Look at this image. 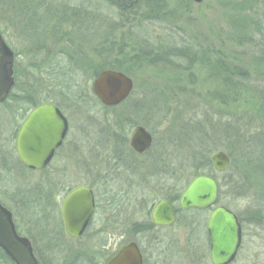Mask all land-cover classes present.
I'll return each mask as SVG.
<instances>
[{"label": "rangeland", "instance_id": "obj_1", "mask_svg": "<svg viewBox=\"0 0 264 264\" xmlns=\"http://www.w3.org/2000/svg\"><path fill=\"white\" fill-rule=\"evenodd\" d=\"M25 1H21L25 3L20 15L23 25L15 17H0V34L15 56L13 69L19 72L12 100L0 106V203L12 213L17 229L25 237L33 239L35 235H39L41 225L46 227L48 222L38 218L51 211L48 208L53 201L54 188L50 187L51 182L60 179L57 178V173L64 175L62 170L65 169L63 164L53 176L51 166L41 172L25 168L16 156L14 136L11 137L16 130L13 122L18 123V106L27 102L22 90L32 85L38 90L49 91L51 97V88L47 86L55 83L39 74H44V67L50 64V52L56 53L54 61L62 69L65 58L69 61L73 56V60L82 59V62H90L93 67L103 62L107 67L104 70H110L119 60L118 49L123 44H128L122 51V58L125 57L128 63L121 59L120 63L128 67L131 66L129 56L137 54L139 57V63L127 74L134 80L130 100L144 107L149 106V109L153 108L146 113L143 112L145 108H141L136 115V122L143 119L141 122L147 125L153 135L156 150L165 149L169 145L167 142L173 144L168 146L172 149L168 151L171 153L170 163L181 164L183 167L189 165L192 169L201 168V174L206 173L205 165L198 167L199 163H184L187 159L183 141L181 143L177 140L179 124L189 122L192 114L190 109L199 107L200 101L207 104L210 99L204 96L208 93L213 95L218 89L214 80L209 82L207 76L212 71L201 62V57L213 62L217 60L216 57L220 59L219 57L225 56L227 59L223 61L229 66L232 63L235 67L250 70L251 78L245 82L240 80L238 84L236 98H241L240 101H247L246 98L251 96L254 89H264V0H201L200 3L193 0H159L156 8L160 13L154 20L143 19L145 12H149L146 5L150 0H135L130 5H127L129 0H124L123 4L128 7V12L124 11L122 14L113 5V0H43L45 6L49 5L50 9L52 6L53 14L50 21L40 23L41 27L35 33V29L30 28L25 21H29V14L33 18L37 16L41 5L39 0ZM27 8L37 11L25 14ZM135 11L138 12L137 15L134 14ZM35 24L32 21L31 25ZM113 44L116 46H112ZM132 48H135L136 53L132 52ZM176 51L186 52L189 59L175 57L173 54ZM58 52H64L65 55H59ZM194 53L196 56L193 57ZM39 66L43 68L40 72L32 68ZM88 77L85 74L76 79L82 85L81 92L87 95L85 102L88 106V113L83 118L86 120V135H83L81 145L84 143L83 148L88 149V154H95L96 147L102 149L100 152L106 151L104 154H108L115 142L112 135L114 112L104 109L93 99L92 79ZM177 80L181 81L178 89H185L179 94H176L178 89L172 84ZM190 80H195V84L185 88L184 85H189ZM60 91L57 88L54 92L58 100ZM211 101L216 109L215 100ZM243 104L239 106L242 114L238 112L240 116L235 115V118L243 127V145L248 154L250 152L253 155L248 147H262L264 143L263 140L257 141V137L264 138V115L256 114ZM65 114L71 121V137L79 144L82 136L78 131L82 126L81 112L71 109ZM146 116L149 119H144ZM161 118L162 124L159 123ZM220 122L223 123H215V127L219 124L221 128L222 124L226 125L223 118ZM215 140L217 149L211 156L218 151L226 153L223 149L227 146L225 141L222 138ZM242 148L244 149L243 146ZM240 152L239 148L236 153L233 152L230 162L231 158L237 161ZM81 155H76V151L72 152L73 173L81 165ZM97 157L93 155V161L97 165L104 158L109 160L108 156H101L98 160ZM250 157L256 159L254 168L260 171L264 159L255 154ZM104 162L106 165L111 164L110 161ZM229 166L230 163L227 172L218 173L216 178L228 184L219 203L237 215L242 226L241 246L232 264H264V211L259 210L260 207L264 208V195L257 181L259 178L251 173L249 177L241 176L238 167L229 169ZM193 172L194 170L190 171ZM193 177V174L188 176V180ZM182 184L184 187L185 180ZM118 187L121 189L122 184L114 185L115 190ZM262 195V200H259ZM56 200L59 203V197ZM35 222L39 224L38 227ZM53 225L52 221L51 226ZM46 231L48 232L47 229ZM0 264L5 263L1 261Z\"/></svg>", "mask_w": 264, "mask_h": 264}, {"label": "flooded vegetation", "instance_id": "obj_2", "mask_svg": "<svg viewBox=\"0 0 264 264\" xmlns=\"http://www.w3.org/2000/svg\"><path fill=\"white\" fill-rule=\"evenodd\" d=\"M55 54V52L49 53V71L68 76L63 81L59 93L60 100L55 97V91L51 88V99L41 102L36 106L38 107L43 104L53 106L64 121L61 141L52 151L51 158L45 168L36 170V172H41L51 166V170H54L52 173L54 176L55 171L60 169L59 167L63 164L65 165V169L62 170L64 171V175L57 173V178L60 179L51 182L50 187L54 188L52 191L53 201L51 206L48 207L51 208V211L47 214L45 212V216L38 218L44 219L48 223L46 227L42 225L39 227V235H35L33 239L25 237L17 229L12 213L0 203L10 213L17 236L25 240L36 263L111 264L124 249L135 247L140 257V264H212L210 255L211 243L207 222L211 212L216 207L224 206L218 200V203L207 209L191 208L185 210L181 208L179 203L181 194L194 177L188 180L183 187V179L185 176L188 178V174L185 175L183 165L170 163L169 157L171 153L168 151L172 149L168 146L160 151H154V153L161 152V156L157 161L159 162L158 164H152V154L150 155L149 153L154 145L153 135L148 130L147 125L141 122L143 119L139 120V123L136 122L138 119L136 115L140 113V109L145 108L143 112L146 113L150 111V107L141 106L139 105L140 103L130 100L134 88V80L131 79V76L129 77V75L124 73L132 81L130 95L116 106L105 107L92 92L93 81L104 70L100 71L92 79L91 93L93 99L104 109L113 110L114 112L112 124L114 130L113 136L117 137V140L113 144V149L108 154H104L106 151L100 152L102 149L96 147L97 150H94L95 154L93 155L99 157H97V160L101 156H108L107 158L109 159L105 160L104 158L97 165L93 161V155L88 154L87 148H83L84 143L81 145L83 135H86V127L84 125V123L86 124V120L83 118H85L84 114L88 113V106H86L85 102L87 95L81 92L82 85L76 79L80 75L87 74L86 68L83 67L85 62H82V59L78 61V58L73 60L75 59L73 56L69 61L65 58L64 68L62 69L54 61L56 60L54 58ZM58 54L65 55L64 52H58ZM110 70L118 71L116 69ZM12 71L15 86L13 66ZM71 75L73 76L71 77ZM34 108L30 109L28 113ZM71 109L81 112L82 126H80L78 131L82 136L79 138V144H76L74 137H71V121L65 114L69 113ZM27 114L21 119L17 118L18 123L15 128L14 142L17 131ZM146 117L141 118L149 119L148 116ZM138 127L144 128L152 138L150 148L141 154L136 153L129 146L131 134ZM121 136L126 137L125 143L119 142ZM73 151H76V155H83L81 165L75 168V173L72 172L71 155ZM84 156L86 157L84 158ZM104 161H110L111 164L106 165ZM210 164L214 170L211 159ZM214 172L216 173L215 170ZM199 175L212 177L207 172ZM115 184H122L121 189L118 187V191L115 190ZM79 188H85L90 192L93 209L90 216L86 219L83 228L74 237L69 236L66 232L61 210L64 199L71 192ZM58 197L59 203L56 200ZM162 201L167 202L173 212L174 221L170 224H156L152 219L154 207ZM44 208L46 209L47 207ZM224 208L228 209L227 207ZM84 216V212H80L77 214V219L81 220ZM235 216L241 227L242 242L241 222L239 217ZM51 220L54 223L53 226H51ZM75 223L77 224L79 221ZM71 242L75 244H70ZM6 257L8 258L7 255ZM234 260L229 264H232ZM4 263L14 264L9 258L8 260L5 259ZM117 264L129 263L123 261Z\"/></svg>", "mask_w": 264, "mask_h": 264}, {"label": "water", "instance_id": "obj_3", "mask_svg": "<svg viewBox=\"0 0 264 264\" xmlns=\"http://www.w3.org/2000/svg\"><path fill=\"white\" fill-rule=\"evenodd\" d=\"M200 3L201 0H193ZM14 56L5 45L0 35V104L8 97L14 87ZM132 81L125 74L113 71H102L93 81L92 92L105 107H113L130 95ZM64 121L56 109L43 104L31 110L15 137V151L19 162L28 169L42 170L51 158L52 151L61 141ZM151 135L142 127L136 128L130 137L129 146L138 154L144 153L151 146ZM216 172H225L230 159L222 151L211 157ZM219 187L215 179L205 175L194 177L180 197L182 209H207L217 203ZM92 198L85 188L71 192L63 201L62 215L65 229L69 236H77L86 219L92 212ZM84 212L81 220L77 214ZM156 224H170L174 221L173 212L167 202H159L152 212ZM79 223H75L78 222ZM264 224V220H263ZM207 229L211 243L212 264H229L237 254L241 242V227L234 213L224 207H216L210 214ZM0 249L14 264H37L25 242L17 236L10 213L0 205ZM127 261L129 264H140L137 249L128 247L111 264Z\"/></svg>", "mask_w": 264, "mask_h": 264}, {"label": "trees", "instance_id": "obj_4", "mask_svg": "<svg viewBox=\"0 0 264 264\" xmlns=\"http://www.w3.org/2000/svg\"><path fill=\"white\" fill-rule=\"evenodd\" d=\"M22 0H0V17H4V18H12L15 17L18 21L19 24L21 23V19H20V15L21 13H23L24 8H22V5L25 3L21 2ZM25 1V0H24ZM113 5L116 7V9L118 10V12H120V14L124 13V11L128 12V7L126 8L123 4L124 0H113ZM133 1L135 0H129L127 3V5H130L133 3ZM262 1V0H261ZM26 2V1H25ZM40 2V7L38 9V11L35 9L33 10V8H27L24 11L25 14H29V13H33V11H37L38 15L35 16L34 18L29 14L28 18L29 21H25V23H27V25H30V28L35 29L34 33L36 32V30L40 29V23H42V21H50L51 19V14H53V8L51 6V9L49 8V5L45 6V1L43 0H39ZM150 2V3H149ZM148 5H146L149 8V12H145V15L143 16V19H147V20H154L156 19L157 15L160 13L159 10H157L156 7L159 6L160 1H156V0H150L148 1ZM48 4V3H47ZM137 10V9H135ZM31 13V14H32ZM135 15L138 14V12H134ZM141 16V14H140ZM156 17V18H155ZM159 17V16H158ZM36 22V24L33 26L31 25V23ZM23 25V23H21ZM26 26V27H28ZM37 30V31H38ZM112 46H116L115 44H113ZM121 47V46H120ZM128 47V44H123L121 49L119 50V62L116 61V64H113V68L110 69H116L120 72H123L125 74H129L131 73V71L134 69L133 67L136 66L139 62V57L137 56V54H135V56H129L128 61L130 62L129 64L131 66L128 67H124V65H122L120 62L121 60H124V62H127V59L125 57L122 58L123 56V48ZM132 52L136 53L135 48H132ZM221 53V52H218ZM222 54V53H221ZM173 55H175V57H180L183 58L184 60L189 59L187 56L186 52L181 51H176ZM196 56V53H194L193 57ZM220 59H218L216 57V61H211V60H207L201 57V62L205 65H207V68H210V70L212 71V73H210L209 69V75L207 76L209 78V82L212 83V80H214V82H216L218 89H216L213 93V95H210L209 93L207 94V96H204L205 98H209V102L207 104H204L203 101H200V106L203 105V108L196 107L193 109H190V112H192V114L190 115V118L188 119L189 122H184L183 124H179L178 130L179 132L177 133L179 138H177V140L183 141V147L185 148L184 151H186L184 153L185 158L187 159L184 163H199L198 167H201L205 165L206 169L205 170L208 174L212 175V177L214 179H216V181H218L216 178L218 176L217 173L214 172V170L211 167L210 164V156L211 154L217 149L215 148L216 143H215V139L217 138H222L226 145L225 151L226 153L229 155V157L233 156V152H237L238 148L241 149L242 152H240L239 157L237 159V161L232 160L231 158V162H230V166L229 169L233 168H237L238 167V173L241 176L244 177H249L250 173L255 175L256 178H259V180H257L260 184V190H262L263 195H264V160L262 163V167L261 170L259 171L258 169H255V162L256 159H254L253 157L250 156H254V154L257 156H261V158L264 159V143L261 146H254V147H248V150L251 151L253 153L248 154L247 149L245 148V146L243 145L244 142V138H243V134H242V130L243 127L240 124V121L237 120V118H235V115L240 116L238 114V112L240 114H242L241 110L239 109L240 104L242 105L244 102L247 105V107L254 111L256 114L258 113L259 115H264V89L258 90V89H254L253 93L251 94V96H248L246 98L247 101H240L241 98H236V94L237 90L239 89V81L243 80V82L248 81L251 78V73L250 70H245L243 67H235L234 64L229 63L231 66H229L227 63H225V61L227 58L225 56H221L219 57ZM121 59V60H120ZM90 63V62H89ZM89 63H84L83 67L86 68V76L88 75V79H93L100 71L104 70V64L103 62H101V65L96 66L94 65L91 66V64ZM128 63V62H127ZM35 71H41V69H43L42 67H32ZM107 68V67H105ZM46 69V70H45ZM44 74L39 73L42 76H45L49 81H52L53 83V87H51V84H49V86H47L49 89L52 88L53 91H57V88H59V90H61V87L63 85V81L65 78H67L66 76H63L61 74L58 73H51L49 71V66L48 64L44 67ZM16 73V74H15ZM19 73V72H18ZM17 71L14 68V78L15 80V86L13 91L15 90V88L17 87L18 84V75ZM73 75H71L72 77ZM70 77V76H69ZM62 81V83H61ZM180 80H177L175 83V89L179 88ZM195 80H190V84L189 85H184L185 88L187 86H191L195 84ZM61 83V84H60ZM57 86V88H55ZM47 88V89H48ZM11 92L10 95L8 96V98L6 99L5 102H3L1 105H5L7 104V102H10L14 96V92ZM23 93H25L26 96V100L27 102H23L24 105H19L18 106V112H17V118L21 119L23 116H25L28 111L34 107H36L37 105H39L41 102H46L49 101L51 99V97H49V91L47 90H38L36 87L32 86V85H28L27 88H25ZM180 91H185V89H178V91L176 92V94L182 93ZM241 93V91H240ZM243 93V92H242ZM173 94V93H172ZM239 96V95H238ZM242 96V95H241ZM237 99V100H236ZM152 100V99H151ZM211 100H215L216 102V109L214 108V106L212 105V101ZM243 104V105H245ZM0 105V106H1ZM151 109H153L151 107ZM150 109V110H151ZM225 111V112H224ZM210 113V115H209ZM224 113V114H223ZM213 115V117L211 116ZM164 118V117H163ZM161 118V120L163 119ZM224 119L226 121V125L222 124V128L220 127V124L218 126L215 127V123H223L220 122L221 119ZM219 120V121H218ZM16 122V121H15ZM13 122L14 124H16L14 126V130L17 127V123ZM231 122V123H229ZM160 124H162V121L159 122ZM250 125V124H249ZM13 130V128L11 129ZM242 131V132H241ZM10 134V133H9ZM15 134L12 133L11 137H13ZM114 134V131L112 133V135ZM241 134V135H240ZM196 135V136H195ZM115 141L117 140V137L115 138ZM264 141V138H259L257 137V141ZM119 142H126V137L125 136H121L119 139ZM217 142V141H216ZM167 144L171 145L172 143H168ZM168 145V146H169ZM173 145V144H172ZM242 146L244 147V149L242 148ZM122 147V145H121ZM155 146H153L152 150L150 151V155H151V161L152 164L155 165L156 163L158 164L159 162L158 159H160L161 156V152L158 153H154V151L156 150ZM170 148V147H169ZM182 148V147H181ZM243 149V150H242ZM157 151V150H156ZM187 156V157H186ZM233 161V162H232ZM161 162V161H160ZM184 168V172L185 175L186 173H188V176H197L199 174H201L200 170L201 168H197L195 167V169L192 167L190 168L189 165H186L183 167ZM191 170H194L193 173H190ZM227 172V171H226ZM235 176H233L234 179ZM185 183L188 181V178H186V176L184 177ZM228 180V179H227ZM219 183V201L222 200L223 196H224V191L225 189L228 187V184L225 182H220ZM230 184V183H229ZM262 196H260L259 200H262ZM221 202V201H220ZM259 210L264 211V208L260 207ZM258 218V217H256ZM8 260V258L6 257V255L4 254V252L0 249V262L4 261V260Z\"/></svg>", "mask_w": 264, "mask_h": 264}]
</instances>
